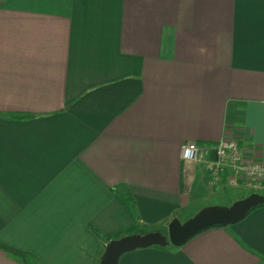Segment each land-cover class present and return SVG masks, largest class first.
<instances>
[{
  "label": "crops",
  "instance_id": "obj_1",
  "mask_svg": "<svg viewBox=\"0 0 264 264\" xmlns=\"http://www.w3.org/2000/svg\"><path fill=\"white\" fill-rule=\"evenodd\" d=\"M230 138L264 164V0H0V245L27 264L258 193L180 158ZM117 264H264V207Z\"/></svg>",
  "mask_w": 264,
  "mask_h": 264
},
{
  "label": "water",
  "instance_id": "obj_2",
  "mask_svg": "<svg viewBox=\"0 0 264 264\" xmlns=\"http://www.w3.org/2000/svg\"><path fill=\"white\" fill-rule=\"evenodd\" d=\"M264 205V196L252 193L230 206L211 205L200 209L184 222L172 219L165 234L148 232L133 234L109 241L99 259V264H117L121 255L151 246L181 247L198 233L217 226H229L241 221L252 209Z\"/></svg>",
  "mask_w": 264,
  "mask_h": 264
},
{
  "label": "built area",
  "instance_id": "obj_3",
  "mask_svg": "<svg viewBox=\"0 0 264 264\" xmlns=\"http://www.w3.org/2000/svg\"><path fill=\"white\" fill-rule=\"evenodd\" d=\"M202 150L194 142L182 146L180 158L185 162L202 163L212 154L211 175L207 185L226 184L233 187H247L252 191L264 190V164L255 155L246 156L235 139H222L209 148ZM232 174H228V172Z\"/></svg>",
  "mask_w": 264,
  "mask_h": 264
},
{
  "label": "trees",
  "instance_id": "obj_4",
  "mask_svg": "<svg viewBox=\"0 0 264 264\" xmlns=\"http://www.w3.org/2000/svg\"><path fill=\"white\" fill-rule=\"evenodd\" d=\"M123 201H124V202H127L126 199H123ZM258 207H264V205H262V206H258ZM256 208H257V207H256ZM254 209H255V208H254ZM252 210H253V209H252ZM0 248H2L3 250H5L7 253H9L10 255H12L13 257L18 258V259H20L21 261L25 262V264H27L24 255L21 254L20 252L14 251V250H12V249H8V248H6V247H4V246H1V245H0ZM171 248H174V249H175L176 247H172V246H171Z\"/></svg>",
  "mask_w": 264,
  "mask_h": 264
},
{
  "label": "rangeland",
  "instance_id": "obj_5",
  "mask_svg": "<svg viewBox=\"0 0 264 264\" xmlns=\"http://www.w3.org/2000/svg\"><path fill=\"white\" fill-rule=\"evenodd\" d=\"M231 189H233V188H231ZM231 189H229V190H227V193H231V195H233V198H236L235 197V195H236V191L235 190H231ZM258 194H260V195H264V190H262V191H258ZM246 198V197H245ZM235 201H237V200H235ZM235 201H233V202H235ZM232 202V203H233ZM232 203H227V206H230ZM223 206V205H222ZM184 222V221H183Z\"/></svg>",
  "mask_w": 264,
  "mask_h": 264
}]
</instances>
